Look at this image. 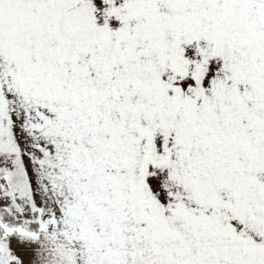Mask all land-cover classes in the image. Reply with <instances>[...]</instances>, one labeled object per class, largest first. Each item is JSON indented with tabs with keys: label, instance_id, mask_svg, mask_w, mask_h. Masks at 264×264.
I'll list each match as a JSON object with an SVG mask.
<instances>
[{
	"label": "snow or ice",
	"instance_id": "snow-or-ice-1",
	"mask_svg": "<svg viewBox=\"0 0 264 264\" xmlns=\"http://www.w3.org/2000/svg\"><path fill=\"white\" fill-rule=\"evenodd\" d=\"M0 264H264V0H0Z\"/></svg>",
	"mask_w": 264,
	"mask_h": 264
}]
</instances>
